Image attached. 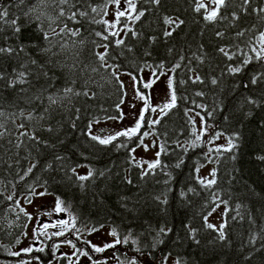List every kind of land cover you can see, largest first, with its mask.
I'll return each instance as SVG.
<instances>
[{
    "label": "trees",
    "instance_id": "obj_1",
    "mask_svg": "<svg viewBox=\"0 0 264 264\" xmlns=\"http://www.w3.org/2000/svg\"><path fill=\"white\" fill-rule=\"evenodd\" d=\"M111 1L0 0V49L12 50L0 52V264H10L12 234L23 229L11 226L12 209L40 187L60 197L79 226L110 225L130 237L132 259L264 264V59L252 51L264 0H225L214 21L196 10L199 0H135L143 15L122 37L101 13ZM97 53H106L104 62ZM146 67L173 71L176 101L154 126L159 164L144 171L132 151L150 110L131 138L102 145L91 129L121 116L125 89L115 70L139 76ZM192 111L235 141L216 154L211 186L198 176L209 148L196 139ZM83 167L90 176L77 171ZM215 194L227 207L223 238L206 220Z\"/></svg>",
    "mask_w": 264,
    "mask_h": 264
},
{
    "label": "rangeland",
    "instance_id": "obj_2",
    "mask_svg": "<svg viewBox=\"0 0 264 264\" xmlns=\"http://www.w3.org/2000/svg\"><path fill=\"white\" fill-rule=\"evenodd\" d=\"M200 2L201 0H199V3ZM203 3L206 5L205 10L208 13L214 8L217 9V5H215L212 0H203ZM101 10L108 25L115 24V27H110V29L119 33L120 37L124 35L128 27L132 26L137 17L135 0H132V7H129L128 0H120L119 5L113 0ZM118 11L125 12V16L123 17L125 19L127 18L126 22L122 23L120 20L121 17L119 18V22H117L116 16ZM262 33H264V30ZM260 37L261 35L257 41V51L260 50L262 43ZM115 71L125 89V97L121 104V113H123V115L119 118H111L96 122L92 126L91 133L94 136H99L101 138H107L109 136L117 137L118 133L133 128L141 115L142 109L145 108V102L139 99L138 92L148 97L150 126L143 132L148 133V135L142 134L139 145L132 151L135 163L140 165L145 171L149 169V163L156 162L160 157L161 146L154 132V126L156 123H153V121L159 120L163 113L168 109L164 108V106L171 103L173 71L171 69H163L158 73L154 68L146 67L140 72L139 76L121 72L119 70ZM133 76L136 77V81H133ZM153 81L155 82L152 83L150 88L143 87L144 83H151ZM140 85H142L143 89L140 88ZM152 108H156V111L153 112L151 110ZM162 108H164V112H161ZM146 113L147 112H144L143 116ZM190 117L192 130L194 131L196 139L199 136L200 138L197 140L206 143L207 148H209L206 161L198 166L199 178L207 183L208 180L215 179L211 173L213 171L216 173L218 162L216 154L222 149L230 148L234 145L235 141L228 135L212 132L210 126L207 125L203 115L199 111H192ZM145 145L147 148H145ZM217 149H219V151H217ZM158 153L159 156L157 155ZM77 171L83 175L89 173V170L85 167L77 169ZM39 193H44V195H39ZM58 200L61 202L63 210H57L56 205ZM214 201V207L209 212L206 220L208 224H212L214 228L221 233V230L223 232V227L225 225V213L227 207L226 204L221 201L218 194L214 195ZM16 205L17 206L12 209L10 223L12 227H15V230L23 229L19 231V233L18 231L13 232L12 235H14V238L9 248L10 254H20L21 252L28 251L36 242H43L44 239L42 236H44L49 241H59L62 243L61 246L64 247H71L72 244L78 245V243H91L98 248L101 246L105 247V251L103 250L102 252H106V256L104 257L106 263L129 264L132 258H135L134 256L131 257L130 250H125V243L116 244L115 247L111 248L106 247L109 244H114L116 238H119L121 241L127 239L129 242L131 241L130 237L121 239L117 230L110 225H104L97 228L92 227L91 225L79 226L76 222L75 215L64 205L61 198L47 193L42 187L37 188L30 195L21 196ZM54 216L55 218H59H57L55 222H51V220L55 219L53 218ZM41 218H46L47 220L40 223ZM61 221H67V224H61ZM44 225L50 226L51 229L58 228V233H61L59 236L64 237V239L61 241L51 240L54 237V231L48 229V227H44ZM222 225L223 227L221 229ZM113 230H115L116 233L115 237L112 235ZM66 235L68 236L66 237ZM69 241H71V243H69ZM120 252L124 253V256H126L122 260H119ZM137 256L141 257L142 255ZM86 257L87 256H84V258ZM127 257L129 259H127ZM135 260L137 264H179V261L172 256L166 257L163 262L148 260L147 257L142 259L136 258ZM55 262L51 264H56ZM12 264H37V262L33 259L22 261L14 260L12 261Z\"/></svg>",
    "mask_w": 264,
    "mask_h": 264
},
{
    "label": "snow or ice",
    "instance_id": "obj_3",
    "mask_svg": "<svg viewBox=\"0 0 264 264\" xmlns=\"http://www.w3.org/2000/svg\"><path fill=\"white\" fill-rule=\"evenodd\" d=\"M62 2H67V0H62ZM114 2H115L117 5H119L120 0H114ZM155 2H156V3H159V0H155ZM212 2H213L215 5H217V8L220 7V6H223V5L225 4V0H212ZM244 2L247 3L248 0H244ZM128 4H129V7H132V0H128ZM205 7H206V5L203 3V0H201V2L198 4V7H197L196 10L199 11L200 8H205ZM92 11L95 12L96 9L93 8ZM262 11H264V10H262ZM0 14H5V15H6V12H5V13H0ZM62 14H63V13H62ZM75 15H76V13H72V16H71L70 18H74ZM80 15H85V13H80ZM139 15H143V13H140ZM139 15H137V17H136L137 19H139ZM123 16H125V12H124V11H118V12H117V16H116L117 22H119V18H120V17H123ZM217 16H218V11H217V9L214 8L213 10L210 11V13H209L208 15L205 16V19H206V20H209V21H214V20L217 18ZM221 18H222V17H221ZM166 23H168L169 25H171V24L174 23V21L171 20V19H166ZM180 23H183V22L181 21ZM177 26H179V25H177ZM109 27H115V24H111V25H109ZM18 30H19V29H17V31H18ZM77 34H78V30L72 31V35L75 36V35H77ZM111 34H112L113 36L116 35L115 32H113V33H111ZM97 35H101V34H100V33H97ZM167 35H171V33L169 32V33H167ZM238 35H243V33H239ZM103 38H104V39H107L106 36L103 37ZM260 40H261V42H262V43H261V46H260V50L257 51L256 48H253L252 51L255 52V54H256V58H258V59H264V33L261 34ZM115 43H116L117 45H122V44L124 43V41H123L122 39H118V40L115 41ZM102 47L107 48V45H102ZM4 51L11 52L12 50H11V49H0V52H4ZM220 51L223 52L225 56H228L229 59L232 58V56L229 55V53L226 52L225 49L221 48ZM96 55L98 56V58H99L100 61H102V62L105 61V55H106V53H97ZM251 59H252L251 57H248L247 59H245V61H244L243 63L246 65L247 63H249V62L251 61ZM161 67H162V65H161ZM177 67H179V65H177ZM230 71L233 72V73H238V72L241 71V68H240V67H233V68L230 69ZM20 75H21V77H23L25 74H24V73H21ZM132 79H133V81H136V77H135V76H133ZM197 79H199V78L197 77ZM23 82H24L23 79H21V83H23ZM154 82H155V81H153V82H151V83H144V84H143V87H144V88H150V87L152 86V83H154ZM212 82H213V83H216L215 80H213ZM255 82H256V79L254 78V79H253V83H255ZM69 91H70V90H69ZM199 94H200V93H198V95H199ZM138 96H139V99H141V100H143V101L145 102V108L142 109L141 115H140V117H139V119H138L136 125H135L133 128H129V129L123 131V132L118 133L117 135H119V136H125V137H128V138H131L133 135H137V134H139V129L142 127V122H143V119H144L143 113L148 111V109H149V105H148V97H146L145 95H143V94H141V93H139V92H138ZM175 101H176V95H175V92L172 91V93H171V103L166 104V105L164 106V108H171V107H174V106H175ZM133 107H134V105H133ZM164 108L161 109V112H164ZM151 110H152L153 112H155V111H156V108H152ZM0 115H2V113H0ZM122 115H123V113H121V116H122ZM153 123H159V121H158V120H157V121H153ZM24 134H26V133H24ZM143 135H148V133H143ZM33 138H34V137H33ZM114 138H115V137H112V136H109V137H107V138H101V137H99V136H92V139H93V140H97V141H98L100 144H102V145H107V144H109ZM199 138H200V137L198 136L197 139H199ZM141 143H142V141H141ZM194 143H195V142H194ZM145 148H147L146 145H145ZM161 151H164L163 146H161ZM217 151H219V149H217ZM157 155L159 156V153H158ZM158 164H159V160H157V161L154 162V163H149V164H148V168H149V169H154V168H156V167L158 166ZM177 166H179V165H177ZM147 174H148L147 172L144 173V175H147ZM90 175H91V172H89V176H90ZM211 175H212L213 177H215V171H213V172L211 173ZM89 176H79V179H80V180H87V179L89 178ZM129 182H130V181H129ZM200 183H201V184H205V181H204V180H201ZM213 184H215V179H211V180H208V181H207V186H211V185H213ZM33 191H34V190H33ZM34 194H35V193H34ZM39 195H44V193H39ZM56 208H57V210H63L62 207H61V202H60L59 200L57 201ZM61 224H67V221H61ZM44 227H48V226H47V225H44ZM208 227H209V228H213L214 226H213L212 224H209ZM222 227H223V225L221 226V229H222ZM93 230H95V229H93ZM162 231H163V230H162ZM54 234L59 235V234H61V233H54ZM112 235H113L114 237L116 236L115 230H113ZM221 238H223V232H222V230H221ZM69 243H71V241H69ZM120 243H125V244H127V243H128V240L125 239L124 241H121L119 238H116L114 244H109V245H107L106 247H109V248H111V247H115L116 244H120ZM133 243H135V241H133ZM72 246L75 247L74 244H73ZM93 247H94V250L97 251V252H100V251H103V250H104V249H102V248H98V247H95V246H93ZM41 250H42V249H41ZM78 251H79V250H78ZM82 254H83V255H88L87 252H84V253H82ZM129 264H137V262H136L135 259H132V260L129 262Z\"/></svg>",
    "mask_w": 264,
    "mask_h": 264
},
{
    "label": "flooded vegetation",
    "instance_id": "obj_4",
    "mask_svg": "<svg viewBox=\"0 0 264 264\" xmlns=\"http://www.w3.org/2000/svg\"><path fill=\"white\" fill-rule=\"evenodd\" d=\"M53 218H55V216ZM57 218L51 220V222H55ZM46 220V218H41L40 223ZM48 229H51L50 226H48ZM51 230H53L54 233H58L59 231L58 228H52ZM59 235L54 234V237L51 240L61 241L62 239H64V237H60ZM67 236L68 235H66V237ZM42 237L44 241L41 243L36 242L34 246L31 247L28 251L21 252L20 254H10V263L12 264V261L14 260L22 261L33 259L37 262V264H51L55 261L56 264H112L106 263L104 261L106 252L95 251L93 247L94 245H92L91 243H78V245H75V247H64L61 246L62 243H60L59 241L52 242L46 239L44 236ZM100 248L104 249L105 247L101 246ZM84 252H87L88 255H83L82 253ZM84 256L87 257L84 258Z\"/></svg>",
    "mask_w": 264,
    "mask_h": 264
}]
</instances>
